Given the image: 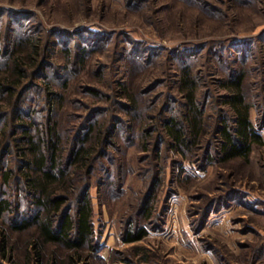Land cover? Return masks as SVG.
Returning <instances> with one entry per match:
<instances>
[{
  "label": "rangeland",
  "instance_id": "1",
  "mask_svg": "<svg viewBox=\"0 0 264 264\" xmlns=\"http://www.w3.org/2000/svg\"><path fill=\"white\" fill-rule=\"evenodd\" d=\"M0 12L2 42L28 32L41 47L49 43L55 68L50 79L37 82L63 96L57 120L65 139L93 108H104L109 118L121 82L157 115L168 97L182 99L176 82L186 65L198 78L209 123L226 108L218 99L226 93L222 80L243 69L251 119L264 142V0H0ZM81 45L93 49L76 63V73L62 72L71 80L58 86L65 79L53 74L68 66L63 50L74 56ZM92 89L99 94L90 95ZM155 124L149 120L145 127ZM141 142L113 139L104 166L98 163L89 190L96 243L85 248L80 264H264V143L249 160L205 165L176 151L155 161L153 143L144 151ZM110 159L124 165L121 179L103 185ZM150 189L151 216L140 217ZM139 226L146 237L127 242ZM29 234H12L14 250L1 264H38L28 257Z\"/></svg>",
  "mask_w": 264,
  "mask_h": 264
},
{
  "label": "trees",
  "instance_id": "2",
  "mask_svg": "<svg viewBox=\"0 0 264 264\" xmlns=\"http://www.w3.org/2000/svg\"><path fill=\"white\" fill-rule=\"evenodd\" d=\"M3 16L0 12V18ZM8 30L15 31L14 27ZM39 43L28 32L19 33L11 43L2 42L0 34L1 260L6 259L7 250H14L10 246L12 234L28 232L30 261L80 264L85 248L96 243L89 190L99 175L98 163L104 166L102 161L109 146H116L113 139L120 136L140 139L144 151L153 150L155 161L166 152L176 151L186 157L191 153L205 165L214 161L249 160L253 148L264 143L251 119L244 70L232 69L228 78L222 80L221 88L226 93L218 99L226 108H219L215 122L209 123L207 103L197 95L198 78L186 65L180 67L176 82L182 99L168 97L157 115L150 114L145 106L142 108L139 95L132 96L125 82H121L115 90L118 99L109 118L104 117V108H93L70 131L67 140L57 120L63 96L37 82L50 79L49 70L55 68L49 61V43L42 47ZM80 47L74 56L70 49L63 50L67 53L68 66L60 70L61 76L58 68L53 74L65 79L58 86H65L71 80L68 75L78 71L75 65L84 63L93 49V46ZM32 61L36 67L31 70ZM62 72L68 75L65 77ZM89 94L95 96L99 90L92 89ZM149 120L156 124L147 129ZM212 128L211 136L215 137L213 142H207ZM154 133L153 141L144 142ZM110 164L100 182L103 185L121 179L124 167L121 160L110 159ZM144 197L139 211L140 217L147 218L151 216L147 209L152 189ZM146 235L139 226L126 241H140ZM60 250L64 251L62 255Z\"/></svg>",
  "mask_w": 264,
  "mask_h": 264
}]
</instances>
